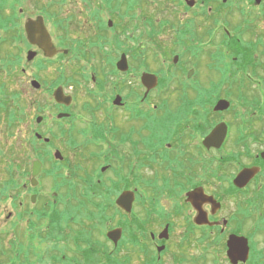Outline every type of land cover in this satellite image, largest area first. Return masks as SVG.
I'll return each instance as SVG.
<instances>
[{"label": "flooded vegetation", "instance_id": "1", "mask_svg": "<svg viewBox=\"0 0 264 264\" xmlns=\"http://www.w3.org/2000/svg\"><path fill=\"white\" fill-rule=\"evenodd\" d=\"M263 2L0 0L5 24L0 25V49L18 44L17 52L8 51L7 62L27 70L21 55L26 50L27 61L37 68L32 80L40 82L38 89L45 86L43 91L53 96L61 87L66 97L63 102L53 97L51 123L44 117L34 128L47 130L52 139L50 145L39 139L36 151L54 159L39 174L37 186L31 185L30 171L4 172L3 185L12 189L8 199L16 212H7L0 231L19 230L12 264H79L88 251L91 193L98 194L102 241L121 228L125 216L130 219L124 221L130 224L129 238L123 234L115 245L107 238L102 247L103 256L110 255L115 264H207L209 257L222 264V253L228 264H264V106L258 100L249 107L250 92L234 85L241 80L246 85L251 78L246 71L264 73V37L252 38L258 45L254 60L246 61L244 76L232 79L235 68L240 72L239 42L254 25L245 28L229 17L237 11L249 21L253 14L264 18V7L252 10ZM190 10L200 21L187 16ZM220 19L223 26L217 28ZM29 20L44 36L29 38ZM107 44L113 47L112 63L124 56L128 69L112 68L109 78L88 74L85 65L72 70L73 63L83 64L81 55L98 52L101 58ZM49 65L58 74L41 76ZM145 73L156 80L146 83ZM21 96L20 91L26 122ZM219 100L229 106L216 109ZM240 102L242 107L235 106ZM80 109L88 110L81 120L92 123L91 132L74 130ZM43 125L47 129L40 131ZM219 126L223 139L206 144ZM64 150L75 153L64 155L66 161L52 156ZM93 159L99 162L96 174L88 169ZM246 170L251 172L240 178ZM126 191L136 195L131 213L116 203ZM232 235L249 249L244 260L229 255ZM0 264L11 263L0 258Z\"/></svg>", "mask_w": 264, "mask_h": 264}, {"label": "rangeland", "instance_id": "2", "mask_svg": "<svg viewBox=\"0 0 264 264\" xmlns=\"http://www.w3.org/2000/svg\"><path fill=\"white\" fill-rule=\"evenodd\" d=\"M231 3H236V2H240V6H244L247 5L248 0H228ZM264 0H262L263 2ZM252 2V0H250V3ZM251 6V4H250ZM258 7V8H257ZM255 8H250L252 9L255 13H258L260 10H262V8L264 7V2L260 5L257 6ZM246 10H249V7L245 8ZM183 10H185V8L183 7L181 9V12H183ZM231 10V9H230ZM237 10V9H236ZM202 11V10H201ZM190 14H188L187 16H191V18H197L198 21L199 20V16L194 15V11L190 10ZM205 12H208V10L206 9ZM229 13V12H228ZM254 18L252 21H249L244 13L242 12V15L240 14V12L237 11H232L230 13V20L232 23H240L243 24V26L246 28L248 26H252L253 29H255V32H253V35L251 34L252 31H254L253 29H249L248 33L245 34V39H250L251 38H255V37H264V18L262 17V14H253ZM186 16V17H187ZM204 17L202 16L201 19H203ZM223 19H220V23L217 25V28H221L223 26ZM253 22V23H251ZM202 25V23H201ZM233 28V26H230V28ZM229 28V29H230ZM218 34L221 32L220 29H218ZM216 32V31H215ZM163 37H165V35H163ZM215 35L212 36V40L214 39ZM162 44H164V41L162 42ZM17 46V48L15 46L10 47V46H5V48L3 47V49H0V89H3L5 86V89H3L4 91H6L7 93H12L15 91H21V98L22 101L25 103V110L28 113V119L26 122H20L18 123L17 127H10L9 126V122H8V118L6 115V112H4V116L1 115V119H0V150L2 151V155L0 156V182H2L3 176L5 175L4 172H6L7 170V166L9 165L10 162L12 161H16L19 164L22 165V167L18 170V171H25L24 168H26V164L31 165V160L32 157L35 156V154H33L30 159L28 161H26L24 159L25 155L24 152L21 150V142L23 141V134H26L25 138L32 135V132L34 131L35 128V118L37 116V114H39V110H38V106L39 104L45 108L42 107V115H46V117L49 118V123H51V119L52 116L54 114L55 111V106H54V99L52 94L45 93L43 90L45 89V86H43L41 88H36L35 85L33 84V82L31 81L34 77H35V72L37 71V68L35 67V65H30V62L27 61L26 59V50H24V52H22V57L24 60V64L27 66V70H23L22 66H18V64H16V62H13L12 65L7 66L6 63L4 62V59L6 58V56L8 57V51L10 53H15L17 52L18 49V44H15ZM7 48V50H6ZM15 48V49H14ZM9 49V50H8ZM112 45L111 44H107L105 45V47H102L100 50V55L101 58L98 56V52H96L95 56L91 57L90 55L83 57L81 55V57L83 58V64H79V63H73L71 68L73 71H80L83 68V65L86 66V68L88 69V71L95 73V75L99 76L100 78H109L113 76V73L111 71V69L114 67L115 68V64L113 65L112 60H114V55L112 54ZM11 50V51H10ZM76 53V52H75ZM259 53V52H258ZM260 60L262 62H264V56H260ZM236 64V62H235ZM232 69V68H231ZM238 68H235L234 73L232 72V79H239L241 78V76L243 74V72L241 70H239L240 72L236 71ZM54 73V75H52ZM39 74L41 76L44 77H48V78H52L53 76L55 77L56 74H58V69L55 65H49L47 66V68H44L43 70L39 71ZM91 74V73H90ZM246 74L251 75V78H247L246 81V85L244 80H241L240 83H234L235 85V90H246L249 91L250 93L249 95V107L251 108H255L257 106V102L258 100L261 101L260 106H264V73L261 71V74L259 76L256 75H252L249 71H246ZM229 77V76H228ZM3 83L4 86H3ZM245 86V88H244ZM227 89V86H226ZM83 96L86 95H81V97H79L78 99L82 98ZM47 103V104H46ZM235 106L238 107H242L241 102L240 103H236ZM88 113L87 109H80V111H78L77 113V117L80 119L79 122L77 121L76 124V128L74 129L75 132H77L79 129L84 128L85 131L87 132H91L92 130V123L88 122V121H83L81 120V117H85ZM94 117H96V114H94ZM51 118V119H50ZM42 128V130L40 129ZM39 128L40 131H45L47 129V125H43ZM47 131V130H46ZM45 131V132H46ZM31 132V133H30ZM22 140V141H21ZM25 143V142H23ZM72 148V147H71ZM73 149V148H72ZM67 150H64V155L67 156H72L75 152H69L67 153ZM78 153L81 155V152L78 151ZM1 154V153H0ZM28 155V154H26ZM53 155V154H52ZM78 155V154H77ZM21 157L19 160H16L17 158ZM16 158V159H15ZM68 158V157H67ZM72 160V159H70ZM98 160L97 159H93V161H91V163H88V169L91 171V173H97L96 169L98 167ZM1 190L3 195L0 196V201H1V208H0V226L4 225V220L6 218L7 212L9 211H13L16 212L15 208L12 207V205L14 203L11 202L9 198L10 196V192L12 189H10L9 187H6L4 185H1ZM17 196V195H16ZM18 201H15V204H17ZM124 221L126 222H130V219L127 218L126 216L124 217ZM104 227V226H103ZM102 226L98 225L96 227V229L93 230V234L95 235V237L97 239H100V236H102V232L104 230ZM6 230V228L2 229V233L0 236H2L3 242L1 243L5 249L3 251L5 252H0V258L3 260V262L5 263L6 261H14L16 260V251H17V245L18 242L16 239H14L15 237L18 236L19 230L15 229V231L13 230H9L6 231V233L4 232ZM16 234V236H15ZM104 241L108 242L105 237H104ZM6 250H8L10 253L8 254V258H7V253ZM125 252V250H124ZM6 253V254H3ZM86 260V259H85ZM221 260L223 261L222 264H228L226 256L224 255V253L221 254ZM83 260L80 259L78 262L79 264H82L80 262H82ZM103 259L101 260V262L99 264L103 263ZM88 262V261H87ZM207 264H215L212 262L211 258H207L206 259ZM15 263V262H10ZM84 263V262H83ZM90 264H94L89 262Z\"/></svg>", "mask_w": 264, "mask_h": 264}, {"label": "trees", "instance_id": "3", "mask_svg": "<svg viewBox=\"0 0 264 264\" xmlns=\"http://www.w3.org/2000/svg\"><path fill=\"white\" fill-rule=\"evenodd\" d=\"M0 25H5V24L2 21H0ZM240 44L243 48L240 51V55L238 56V62L240 65V70H241V69H244V65L246 61L249 60L252 62L254 60V54H255L256 49H258V45H255L253 40H248V41L241 40L239 42V45ZM6 65L10 66L8 64ZM3 89H5V86ZM18 96L19 94L17 91L12 92L11 94L7 93L6 91H3L0 93V112L1 111L7 112L8 122L11 128L17 127L18 123L22 121V112H21L22 110L20 109V106H19ZM36 142L37 140L34 135L24 138L23 141L21 142V150L24 152V155H25L24 159L26 161H28L30 157L32 156L30 155V153H32L31 151L36 152ZM20 158L21 157L17 159L15 158V159L19 160ZM21 167H22L21 164H19L16 161H12L9 163L7 169L11 171L19 170ZM1 185L2 184H0V186ZM2 195L3 193L1 191L0 196ZM89 200H90V205H89L90 233H89V238L87 240L88 251L84 255V258L86 259V261L94 263V264H99L103 258H105L107 261H110L109 264H115L114 259L110 258L111 257L110 255L108 257L103 256L99 248L100 245L98 244V241L94 240V235L92 233V231L96 229L98 219H99L98 194L91 193L89 195ZM126 228H127L128 234L130 235L131 234L130 226H127ZM78 247H81V242L78 244Z\"/></svg>", "mask_w": 264, "mask_h": 264}, {"label": "water", "instance_id": "4", "mask_svg": "<svg viewBox=\"0 0 264 264\" xmlns=\"http://www.w3.org/2000/svg\"><path fill=\"white\" fill-rule=\"evenodd\" d=\"M187 2L189 4H193L194 0H187ZM26 28H27V32L29 35V38L32 41H35L36 36H44V33L42 30H40L38 28H36V24L34 20H29L26 24ZM42 45V44H41ZM44 46V45H43ZM54 52L50 51L48 52V55H53ZM33 55V52H29V58H31ZM118 67L122 70H126L127 69V63H126V58L123 56V58L118 62ZM150 77H154L152 74L150 73H145L143 75V79L146 80L148 79V81L146 83H149V81L152 79ZM153 79L156 80V78L154 77ZM33 84L37 87L39 86V83L37 81H34ZM55 98L58 101H65V96L63 94V89L61 87L57 88L55 93H54ZM229 106V102L225 101V100H219L218 104L216 105V109H223ZM62 114H60L59 116H61ZM42 120V117L39 116L37 118V121L40 122ZM225 131L223 129H221V127H217L213 133L211 134L210 137L207 138V140L205 141L206 144H210V142H214L216 140H222L224 137ZM38 137H41L40 134H38ZM46 141L49 140V138L45 139ZM264 155V154H263ZM56 157L58 158H62V155L59 151L56 152ZM42 168V163L40 160L35 159L32 162V184L36 185L37 184V180L36 177L37 175L40 173ZM249 172H251V170H246L244 171L241 175V177H247L246 174H248ZM135 199V195L133 192L131 191H126L123 192L118 198H117V203L123 208L125 209L127 212H130L132 210V203ZM107 236L112 239L115 244H117V242L119 241V239L122 236V229L121 228H116L113 229L111 231L108 232ZM228 246H229V255L231 256V258L237 260L238 258H241L242 260L245 259V257L247 256L248 253V247L247 245L245 246V242L243 241L242 238L237 237V236H230L229 240H228Z\"/></svg>", "mask_w": 264, "mask_h": 264}]
</instances>
